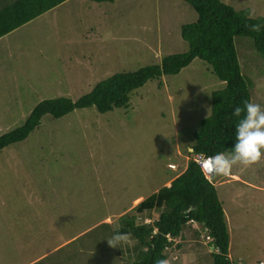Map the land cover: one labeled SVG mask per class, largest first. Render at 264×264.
Segmentation results:
<instances>
[{
    "label": "rangeland",
    "instance_id": "1",
    "mask_svg": "<svg viewBox=\"0 0 264 264\" xmlns=\"http://www.w3.org/2000/svg\"><path fill=\"white\" fill-rule=\"evenodd\" d=\"M221 1L264 17V0ZM196 18L184 0H67L3 36L0 136L20 127L42 100L75 101L115 73L185 52L180 27ZM233 41L251 102L264 109V59L252 39ZM224 85L194 59L134 90L127 107L43 116L25 140L0 151V264H130L133 243H107L119 217L184 170L211 93ZM211 179L231 263L264 264V156ZM181 234L179 247L167 252L174 262L212 264L211 240L199 224Z\"/></svg>",
    "mask_w": 264,
    "mask_h": 264
},
{
    "label": "trees",
    "instance_id": "2",
    "mask_svg": "<svg viewBox=\"0 0 264 264\" xmlns=\"http://www.w3.org/2000/svg\"><path fill=\"white\" fill-rule=\"evenodd\" d=\"M65 1L0 0V38ZM184 1L197 14L194 22L180 27L181 38L188 46L185 52L164 56L158 63L133 72L115 73L75 101L66 97L42 100L20 127L0 136V151L25 140L45 115L59 119L76 109L94 107L103 114L127 107L134 90L163 75H176L194 59H200L225 85L211 93L210 114L200 121L194 133L192 146L196 151L192 154L231 153L240 119L233 115L234 109L243 107L245 101L251 102L249 81L241 72L233 39L236 36L252 39L254 49L264 59V17H251L247 9L236 11L221 0ZM256 24L261 25V30L251 31ZM211 177L208 179L191 158L183 172L119 217L113 235L131 234L134 245L131 251L127 249L133 256L130 264H157L166 260V250L179 247L178 243L174 245L175 239H181L185 226L194 222L211 238L212 264H232L227 223ZM152 212L157 213L156 218ZM145 219L150 221L145 223Z\"/></svg>",
    "mask_w": 264,
    "mask_h": 264
},
{
    "label": "clouds",
    "instance_id": "3",
    "mask_svg": "<svg viewBox=\"0 0 264 264\" xmlns=\"http://www.w3.org/2000/svg\"><path fill=\"white\" fill-rule=\"evenodd\" d=\"M253 32H259L261 25H252ZM233 115L240 117L235 128V144L231 153H218L205 156L200 153L198 157L199 166L208 175H227L233 166L239 164L251 166L260 162L264 156V109L257 103L245 101L243 107L237 106ZM189 153H195L196 149L192 144L187 145ZM107 243L112 248L120 244H132L130 233L115 234ZM157 264H169L168 260H159Z\"/></svg>",
    "mask_w": 264,
    "mask_h": 264
},
{
    "label": "crops",
    "instance_id": "4",
    "mask_svg": "<svg viewBox=\"0 0 264 264\" xmlns=\"http://www.w3.org/2000/svg\"><path fill=\"white\" fill-rule=\"evenodd\" d=\"M64 3V2H63ZM185 169V168H184ZM184 171V170H183ZM182 171V172H183ZM176 177V176H175ZM144 198H142L141 196H139V197H137V198H135L133 201H132V203H134V204H136V202L138 203V202H140L141 200H143ZM182 239V238H181ZM180 238H177V239H175V244H177L178 242H180V240H181ZM171 248V247H170ZM170 248L169 249H167V251H166V254H167V252H169L170 251ZM177 248V247H176ZM177 251V250H176ZM175 255H173L172 253L170 254V255H168L167 254V259L166 260H168L169 261V264H177L176 262H174V260L176 259L175 257H174ZM261 262V261H260Z\"/></svg>",
    "mask_w": 264,
    "mask_h": 264
},
{
    "label": "built area",
    "instance_id": "5",
    "mask_svg": "<svg viewBox=\"0 0 264 264\" xmlns=\"http://www.w3.org/2000/svg\"><path fill=\"white\" fill-rule=\"evenodd\" d=\"M198 157H199V155H194V157H193V159H194V161L199 165V163H198ZM201 168V167H200ZM202 170V169H201ZM203 171V170H202ZM203 173L205 174V176L208 178V179H210V175H208L205 171H203ZM222 176H223V174H221ZM224 176H226V175H224ZM206 240H211L210 239V237H206ZM254 264H259V263H254ZM260 264H262V263H260Z\"/></svg>",
    "mask_w": 264,
    "mask_h": 264
}]
</instances>
